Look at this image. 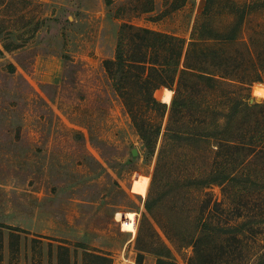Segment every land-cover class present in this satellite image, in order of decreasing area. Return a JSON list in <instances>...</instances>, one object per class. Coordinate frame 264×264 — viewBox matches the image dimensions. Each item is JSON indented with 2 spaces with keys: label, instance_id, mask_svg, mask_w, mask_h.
I'll list each match as a JSON object with an SVG mask.
<instances>
[{
  "label": "rangeland",
  "instance_id": "1",
  "mask_svg": "<svg viewBox=\"0 0 264 264\" xmlns=\"http://www.w3.org/2000/svg\"><path fill=\"white\" fill-rule=\"evenodd\" d=\"M140 29L183 39L181 69L219 63L223 82L176 80L190 123L264 105V0H0V264H264V107L232 119L245 151L168 141L160 156L172 102L156 111L140 70L115 84L105 64L122 36L126 59L172 65L178 46ZM157 125L150 153L140 132Z\"/></svg>",
  "mask_w": 264,
  "mask_h": 264
},
{
  "label": "trees",
  "instance_id": "2",
  "mask_svg": "<svg viewBox=\"0 0 264 264\" xmlns=\"http://www.w3.org/2000/svg\"><path fill=\"white\" fill-rule=\"evenodd\" d=\"M241 27H242V23L240 22L239 24L240 30ZM140 31L144 33H148L149 35L153 34L157 38H161V39L168 38L172 43L178 46V52L176 53L177 58L174 62H172V65L159 64L158 61L154 59L153 61H148L147 55H143V56L139 55L136 59H126V49H125L126 45L123 41L122 36L120 37V41L118 43L115 59L107 60L105 64L110 73L111 79L115 84L124 81L126 77L125 74L130 72L132 68H136L140 70V72H137V76H138L137 79L144 88L145 93L147 94L148 102L152 103L153 108L156 111L161 112L162 114H166L169 108L166 103H163L160 99H158L155 96V93L161 90L162 88H169L173 91V87L177 79L180 88L184 85L186 80H191V79L202 80L207 78L209 80H213L216 82H223L217 79L216 77L210 76V75L215 76L217 75L216 73L207 71V70H214L215 67L218 68V66H220L219 63L216 61L208 64L204 58V60H201L200 62L201 65H199V67H192V65H190V63L187 62L185 68L181 69L180 59L182 56V51L185 47V42L183 39L174 36L162 35L160 33H155L147 29H140ZM232 40H236V38L230 37V41ZM244 44L248 48L252 46V43L250 44L249 42H245ZM207 56L208 58L210 57V55ZM186 57L187 60L189 61V55H187ZM130 66L131 69H129ZM169 72L170 74H168ZM213 72H217V71H213ZM247 85L248 83L241 82L242 87H245ZM178 95H177V91H175V97L172 100V105L168 112L169 114L168 122L165 127L164 142L160 156H162V153L164 152L165 149V145L168 141L181 142V143H185L186 145H191L195 148L198 147L200 148V150H203L205 155L208 154L210 156H212L213 154H217L219 151H221L224 148L237 149L238 151L246 150L245 148L247 147H240L237 146L236 143H234L235 141L232 135V123L234 120V116L238 111L251 112L258 108L262 109L264 105H260V104L250 105L248 102H241L235 105L229 111V113H227V115H225L221 120L219 119L214 122L201 120V121H194L195 123H190L189 121L186 120V117L184 116L185 112H182V108L178 100L179 98ZM231 120L232 122H229ZM160 132H161V125L159 126L157 125L156 129L154 130V133H151L149 136L146 135L147 133L144 131L140 132L143 141L150 150V153H154V146L157 144L158 141L157 137L160 135ZM159 177H160V166L158 165L155 169V174L152 182L153 188L156 186ZM233 180H236V177L232 175L231 169H227L225 171H220V172L213 171L208 177L198 176L192 178L190 179V182H191V186H194L193 188L202 191L211 184L222 185L227 182L229 184ZM145 208L148 211V213L155 219L159 227L163 228L162 223L158 220L156 214L153 211L150 201L149 202L147 201ZM170 211L173 212V210ZM198 225H199V221L195 227H197ZM195 232L196 234L198 233L197 229ZM196 234L194 233V235L190 238V242L188 243L189 246H193V242H194L193 239L195 238ZM65 249H67V247ZM87 254H89L90 257L96 259L97 261L107 259L100 255H96V254L91 255L90 253ZM160 255L168 259L174 258L172 251L168 247H166L165 249V254L164 255L160 254ZM162 263H164V260L160 259L158 261V264H162ZM138 264H142V261L141 260L138 261Z\"/></svg>",
  "mask_w": 264,
  "mask_h": 264
},
{
  "label": "bare ground",
  "instance_id": "3",
  "mask_svg": "<svg viewBox=\"0 0 264 264\" xmlns=\"http://www.w3.org/2000/svg\"><path fill=\"white\" fill-rule=\"evenodd\" d=\"M173 98V92L171 89H165L162 95L160 96V99L163 103L170 104L172 102Z\"/></svg>",
  "mask_w": 264,
  "mask_h": 264
},
{
  "label": "water",
  "instance_id": "4",
  "mask_svg": "<svg viewBox=\"0 0 264 264\" xmlns=\"http://www.w3.org/2000/svg\"><path fill=\"white\" fill-rule=\"evenodd\" d=\"M161 96V95H160Z\"/></svg>",
  "mask_w": 264,
  "mask_h": 264
}]
</instances>
